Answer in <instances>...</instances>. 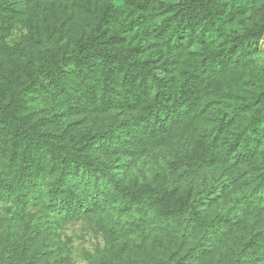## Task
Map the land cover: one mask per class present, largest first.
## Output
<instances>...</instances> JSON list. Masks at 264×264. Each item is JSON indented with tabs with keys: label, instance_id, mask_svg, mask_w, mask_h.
Returning a JSON list of instances; mask_svg holds the SVG:
<instances>
[{
	"label": "trees",
	"instance_id": "1",
	"mask_svg": "<svg viewBox=\"0 0 264 264\" xmlns=\"http://www.w3.org/2000/svg\"><path fill=\"white\" fill-rule=\"evenodd\" d=\"M263 40L264 0H0V264L39 263L46 229L111 206L178 229L147 264H264ZM157 147L165 169L128 173Z\"/></svg>",
	"mask_w": 264,
	"mask_h": 264
},
{
	"label": "rangeland",
	"instance_id": "2",
	"mask_svg": "<svg viewBox=\"0 0 264 264\" xmlns=\"http://www.w3.org/2000/svg\"><path fill=\"white\" fill-rule=\"evenodd\" d=\"M180 0H158L164 6L177 5ZM256 65L264 69V40L260 44L259 53L254 57ZM124 115L113 112L97 118H65L61 127L72 132L92 131L101 128L113 118L122 119ZM171 150L164 147L154 148L146 156L132 161L128 173L142 178L151 176L154 172L166 168L171 159ZM116 208H98L94 216H84L78 219H62L59 224L52 225L38 236L41 243V260L32 264H96L98 259L111 257L123 260L130 255L135 257V264H147L142 256L143 249L159 236H164L168 242L178 229L175 226L158 224L156 220L146 214H128L119 216ZM31 217L40 212V207L27 208ZM7 214L0 210V232ZM137 225H140L137 227ZM113 228L119 235L120 249L109 246V230ZM166 230L168 232L166 233ZM163 233V234H162ZM117 241V242H118ZM47 245L54 246V249ZM212 264H225L213 262Z\"/></svg>",
	"mask_w": 264,
	"mask_h": 264
}]
</instances>
